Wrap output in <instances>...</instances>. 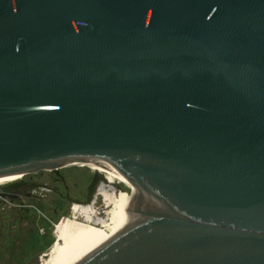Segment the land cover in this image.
Returning <instances> with one entry per match:
<instances>
[{
	"label": "water",
	"instance_id": "1",
	"mask_svg": "<svg viewBox=\"0 0 264 264\" xmlns=\"http://www.w3.org/2000/svg\"><path fill=\"white\" fill-rule=\"evenodd\" d=\"M85 163L133 219L75 264H264V0H0V179Z\"/></svg>",
	"mask_w": 264,
	"mask_h": 264
},
{
	"label": "rangeland",
	"instance_id": "2",
	"mask_svg": "<svg viewBox=\"0 0 264 264\" xmlns=\"http://www.w3.org/2000/svg\"><path fill=\"white\" fill-rule=\"evenodd\" d=\"M94 169L88 164H82L62 170L71 183H77L75 194L72 193V196L86 200V187ZM49 178L50 172L45 170L28 174L25 179L28 182L45 181L49 184L51 183ZM113 178L122 182L114 186L124 189L127 196L121 207H129L133 190L118 177ZM102 184H109L107 177L102 178ZM33 191H35L33 187L26 186L20 201L10 203L2 200L5 204L0 205V264H44L58 238V225L73 216L74 203L66 201L61 203V198L48 189L38 190L42 196L35 199V194L32 196L28 194ZM90 203L86 206L94 207L101 217H107L108 214L109 222L115 223L119 204L108 206L105 197L99 192ZM78 220H83V217L79 215ZM126 223L125 220L124 224Z\"/></svg>",
	"mask_w": 264,
	"mask_h": 264
},
{
	"label": "bare ground",
	"instance_id": "3",
	"mask_svg": "<svg viewBox=\"0 0 264 264\" xmlns=\"http://www.w3.org/2000/svg\"><path fill=\"white\" fill-rule=\"evenodd\" d=\"M88 165L99 172L100 169L105 170L112 178L118 177L134 191L135 187L132 182L116 169L102 163H88ZM15 177L18 176L0 179V184ZM116 189L112 185L108 187L103 185L98 191L105 197L108 206L120 205L115 223L109 222L108 214L107 217L99 216V212L97 213V210L92 206L75 204L73 216L58 225V238L44 264H75L128 225L133 219V215L128 211L129 207H121L125 201L124 199L117 200ZM79 215L83 217V220H78ZM125 220L126 224H124Z\"/></svg>",
	"mask_w": 264,
	"mask_h": 264
},
{
	"label": "flooded vegetation",
	"instance_id": "4",
	"mask_svg": "<svg viewBox=\"0 0 264 264\" xmlns=\"http://www.w3.org/2000/svg\"><path fill=\"white\" fill-rule=\"evenodd\" d=\"M73 166H77V165H73ZM83 166H87V165H83ZM69 167H72V166L62 167L58 171L48 170L50 172V178L49 179L51 180V183H49V184L46 183L45 181L44 182L43 181H30V182H28L25 179L26 175H24V177H23V175H19L18 177L12 178L6 182L1 183L0 187L2 185H6L12 181H18L19 183H21V185L18 188H13L9 191H5V190L0 189V205L5 204V203H3V201H5V202L8 201L10 203L11 202L15 203L17 201H20L22 196H23L22 194L24 193V187H26V186L33 187V190H35V191L29 192L28 194H29V196H32V194H35L36 195L35 199H38V198H40L39 196H42L41 194L38 193L39 192L38 190L48 189V190H50V192L58 195L61 198V203L66 201L69 203L86 205L92 201L93 197L99 191V188L104 185V184L101 185L102 178H104V177H107L108 182H109V184L104 185V186L108 187L109 185H112L113 187L117 188L116 192H115L117 200H122V199L127 198V196L124 192V189L117 187V185L114 186V184H117L120 181L115 179V178L110 177L108 175V173L103 169H100L101 175L99 176L98 181L93 188V192L91 194V197H89V185L93 181V177L95 174L94 170H92L93 174L91 175L90 182L88 183V185L86 187V195H87L86 200H82L77 196H72V193L75 194V191H76L75 187H77V183H71L69 178L62 171L64 168H69ZM120 183H122V182H120ZM15 206H18V205H15ZM57 231H58V229H57Z\"/></svg>",
	"mask_w": 264,
	"mask_h": 264
}]
</instances>
